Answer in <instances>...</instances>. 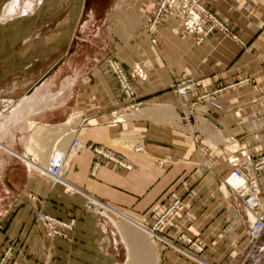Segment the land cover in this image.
I'll return each mask as SVG.
<instances>
[{"label":"crops","instance_id":"0c3cea01","mask_svg":"<svg viewBox=\"0 0 264 264\" xmlns=\"http://www.w3.org/2000/svg\"><path fill=\"white\" fill-rule=\"evenodd\" d=\"M160 2L114 0L82 41L87 51L71 70L74 83L19 114L0 135V264L243 262L255 216L224 181L236 152L264 154V0H202L232 36L215 31L200 44L171 18L152 44L148 20ZM110 57L137 72L139 109L121 110L128 102L105 69ZM188 78L201 86L180 97L174 86ZM92 147L122 156L129 168ZM56 151L67 159L62 182L54 184L46 170ZM260 187L264 212V173ZM91 200L134 223L111 226L88 208ZM40 214L74 230L67 239L49 238Z\"/></svg>","mask_w":264,"mask_h":264},{"label":"built area","instance_id":"2783aa9c","mask_svg":"<svg viewBox=\"0 0 264 264\" xmlns=\"http://www.w3.org/2000/svg\"><path fill=\"white\" fill-rule=\"evenodd\" d=\"M166 18L180 20L188 33L200 36L199 44L215 31H219L226 36H232L230 28L207 10L202 0H161L155 14L148 20L147 34L152 44L157 43L160 26ZM105 69L111 74L122 96L128 102L121 110L139 109L142 104L137 102L136 90L133 86V80L136 78L137 72L127 73L123 65L111 57L106 60ZM200 86L199 82L188 78L176 84L174 90L180 97H186ZM72 149L78 150L79 143L74 142ZM91 149L105 160L123 168H129L127 160L122 156L99 147H92ZM66 159V154L61 151H56L52 155L46 173L54 184L62 182ZM230 164L233 172L224 183L242 204L245 211L255 216V222L247 233L248 251L241 264H261L264 261V212L260 211V178L264 173V154L252 156L244 151H238L231 159ZM97 166H99V163L96 164ZM180 205V202L174 203L160 223L171 216ZM88 208L99 214H103L107 209L97 200H91L88 203ZM37 221L43 225L49 238L67 239L68 234L74 230L71 223L62 222L41 214L37 216ZM186 242L191 248L200 251V248L191 240ZM11 252L12 249L7 251L2 263L7 261Z\"/></svg>","mask_w":264,"mask_h":264},{"label":"rangeland","instance_id":"374dc122","mask_svg":"<svg viewBox=\"0 0 264 264\" xmlns=\"http://www.w3.org/2000/svg\"><path fill=\"white\" fill-rule=\"evenodd\" d=\"M113 1L114 0L86 1L85 5L80 6L78 10L79 16L77 17V21L75 18L76 16H72V8L68 13L51 22L39 34L27 39L23 45H20L17 48L18 63L16 71L0 84V101L7 100L8 104H5L6 107L17 105L24 97L27 95L30 96V93L32 95L33 92L39 88L35 99H43L44 101L46 97H48L46 99L47 101L41 103L45 104L57 98L60 92L70 87L75 81V76L70 77L71 70L73 67L81 65V54L87 51V48L82 45V41L87 40L91 31L98 25L101 26L100 22L105 17L106 13L111 10ZM42 2L43 0H1L0 16H4L6 9L12 6L14 7V13L12 14L14 22H19L21 19L27 20L39 8ZM58 4L55 8L63 7V4ZM80 9L82 10L80 11ZM62 32L64 34H62ZM49 37L50 39H48ZM0 53L3 54L1 51ZM60 57L62 58L58 61L57 59ZM64 57H68L66 61L65 59L62 60ZM56 67L60 68L57 73H55L57 71ZM43 73H49V75L44 79L45 75H43ZM51 75H53L52 78ZM46 82V85L41 86ZM52 85L54 88L56 86L60 87V85L63 87L56 94L51 91ZM20 97L21 99L17 101ZM26 108L27 106L24 109L26 110ZM17 117H15V119H17ZM15 119H12L11 115L8 114L0 120V135L8 131L10 127L16 125ZM14 132L15 130L13 133ZM7 136L9 135H6L5 138ZM4 141L5 139L0 140V145ZM118 214L122 215V213ZM101 215H103L104 220L111 226L113 224L128 223L126 222L127 220L119 215L117 216L114 212L108 210V208ZM125 217L128 216L125 215Z\"/></svg>","mask_w":264,"mask_h":264},{"label":"water","instance_id":"95a60500","mask_svg":"<svg viewBox=\"0 0 264 264\" xmlns=\"http://www.w3.org/2000/svg\"><path fill=\"white\" fill-rule=\"evenodd\" d=\"M86 0H43L39 8L27 20L9 22L0 30V84L16 71L18 63L17 48L46 26L72 8L77 11ZM63 7L55 8L57 4ZM58 4V5H59Z\"/></svg>","mask_w":264,"mask_h":264},{"label":"bare ground","instance_id":"6f19581e","mask_svg":"<svg viewBox=\"0 0 264 264\" xmlns=\"http://www.w3.org/2000/svg\"><path fill=\"white\" fill-rule=\"evenodd\" d=\"M1 1V0H0ZM28 5H30V4H28ZM1 7V6H0ZM8 9V10H7ZM6 9V13H4L5 15L3 16H0V30L3 28V26L4 25H6V24H8L9 22H14V20H13V17H12V14L14 13V7H10V8H7ZM82 9H80V11H81ZM80 13V12H79ZM73 15H75L76 17V21H77V17L79 16L78 15V11L75 9V8H73L72 9V16ZM13 20V21H12ZM20 21H22V19L20 20ZM66 25V24H65ZM63 27V26H62ZM65 29V28H64ZM59 31V30H58ZM62 31V30H61ZM63 32H65V31H63ZM62 32V34H64ZM59 33V32H58ZM54 34H56V33H54ZM61 34V35H62ZM61 35H58L59 37L61 36ZM70 36V35H69ZM62 37V36H61ZM65 37H66V35H65ZM64 37V38H65ZM55 38V37H54ZM48 39H50V37L48 38ZM55 40H57V39H55ZM59 40V39H58ZM54 41V40H53ZM49 44V43H48ZM47 44V45H48ZM52 45V44H51ZM44 49V48H43ZM48 50H49V47H48ZM32 51V50H31ZM36 51V50H35ZM34 51V52H35ZM27 53V52H26ZM25 53V54H26ZM1 55V54H0ZM32 55H34V54H32ZM21 69V68H20ZM49 75V73H47L45 76H44V79L47 77ZM39 82H41V81H39ZM38 85V84H37ZM39 86V85H38ZM37 86V87H38ZM36 89V88H35ZM34 89V90H35ZM38 90H39V88H37L34 92H33V94L31 95V93L29 94L30 96H26V97H24L23 99H22V101H20L17 105L15 104V105H10L9 107L7 106H5V104L7 105L8 103V101L7 100H4V101H0V120H2L3 119V117L4 116H6V115H11V118L12 119H15V117H17V115H19V114H21V113H25V114H30L32 111H33V109H34V107L36 106V105H39V104H41L42 102H44V101H47L46 99L48 98V97H46V99L43 101V99H35V96H36V94L38 93ZM8 99V98H7ZM24 103H26V105H27V108H26V110L25 109H23L21 106L24 104ZM5 106V107H4ZM22 108V109H21ZM25 110V111H24ZM4 145V144H3ZM19 156V155H18ZM34 160V159H33ZM50 161V160H49ZM33 163H35L34 161H33ZM48 165V164H47ZM27 166H29V167H33V165L32 164H28L27 163ZM45 167V166H44ZM34 168V167H33ZM42 168H43V166H42ZM30 169V168H29ZM34 169H36V168H34ZM39 170H40V168H38ZM40 172H43V170H40ZM46 174V173H45ZM233 184H235V182H233ZM72 188V187H71ZM91 199V198H90ZM114 214H116L117 216L119 215L120 217H122L123 219H125V220H127V221H131V223L133 224L134 222H133V219L132 218H128V217H125V215H120V214H118V213H114ZM253 218V217H252ZM254 220V219H253ZM130 223V222H129ZM136 225V224H135ZM141 228V227H140ZM139 228V229H140ZM124 232V231H123ZM150 232V231H149ZM126 233V232H125Z\"/></svg>","mask_w":264,"mask_h":264},{"label":"flooded vegetation","instance_id":"af4514ba","mask_svg":"<svg viewBox=\"0 0 264 264\" xmlns=\"http://www.w3.org/2000/svg\"><path fill=\"white\" fill-rule=\"evenodd\" d=\"M89 1V0H88Z\"/></svg>","mask_w":264,"mask_h":264}]
</instances>
